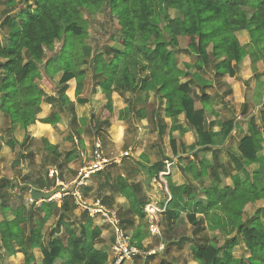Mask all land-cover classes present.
Listing matches in <instances>:
<instances>
[{
  "label": "trees",
  "instance_id": "obj_1",
  "mask_svg": "<svg viewBox=\"0 0 264 264\" xmlns=\"http://www.w3.org/2000/svg\"><path fill=\"white\" fill-rule=\"evenodd\" d=\"M15 1L24 5L17 7L11 18L13 25L15 20L18 21L19 32L12 33L4 46L0 44V115L6 121L3 132L10 134L15 125L25 130L37 122L51 126L60 123L61 112L73 111L66 95L67 82L75 79V95L82 94L86 78L82 66L89 68L95 87L106 99L97 118L100 122L94 130L110 125L113 93L136 96L135 100H127V112L142 120L145 110L137 108V104L142 95L144 101H148L149 95L153 94L164 106V118L170 120L169 135L176 131L184 134L189 129L195 135L190 149L212 153L211 162L196 161L194 154L185 170L194 181H201L203 176L209 178V187L201 191L205 203L183 204L185 197L188 202L193 201L197 192L187 184L176 186L168 181L171 200L163 217L173 224L185 214L187 222L194 227L193 236L185 237V240L197 264H264V206L256 209L248 219L243 218L249 206L264 200V156H260L264 137L259 126L254 119L249 120L247 133L238 140V154L229 155L230 161L222 167V173L219 172L221 165L217 151L231 138L237 122H219L217 132L210 130L206 116L208 113L216 115L210 107V96L197 92L190 82L180 81L189 75V81L198 85L200 81L205 85L197 78L201 79L200 73L206 72L212 61H215L214 73L225 74L228 79L239 75L241 63L246 58L250 61V71L257 74L262 69L259 62L264 64V0H35L33 8L30 0H9L8 4L13 8ZM101 5H105L107 18L116 23L113 34L108 36L109 41L118 43L122 50L103 45L88 59L81 53L72 52L73 42L87 36L84 15L91 16ZM169 11H174L175 16L171 17ZM239 35L246 37L245 43ZM181 42L185 45L184 53L195 59L193 64L184 62L185 71L172 59ZM60 43V51L55 53V45ZM48 52L52 55L48 56ZM57 73L61 76L57 86L53 87L44 76L53 77ZM258 75H262L261 72ZM38 82L49 85L55 95H47ZM196 103L202 107L197 108ZM42 104L50 105L52 110L45 118H39ZM261 109L258 120L264 125V106ZM180 116H183V125L178 122ZM162 125H157L160 133ZM7 142L12 150L17 145L12 139ZM42 144L55 162L61 157L46 140H42ZM170 144L176 156L175 140L170 139ZM70 156L71 153L67 154L65 163L71 161ZM22 159L24 155L19 153L16 164ZM164 161L146 165L147 174L156 177L163 170ZM247 167H254L250 174L244 170ZM129 176L121 173L112 177L103 170L90 178L97 182L96 199L103 204V191L109 193L108 200L112 203L116 197L127 200L128 207L125 210L119 208L118 218L123 230L124 225L130 228L131 243L144 251L142 241L149 236L143 212L146 201L138 195L140 186L129 182ZM226 178L231 180L230 185L224 184ZM23 180L26 184L29 178ZM10 186L11 182L6 178L0 181V201L5 197L4 189ZM33 187L43 190L52 186L42 177ZM22 189L28 190L27 186ZM89 191L91 188L86 192ZM154 192L162 207L163 192L156 186ZM74 209L69 196L60 198V205L48 201L37 205L31 203L28 209L21 206L14 213V219L0 222L4 248L12 251L10 242L15 241L24 255V264L34 261L32 249L41 251V264H55L64 257H67V264L107 263L108 254L95 248L101 229L93 225L85 212L79 217L74 216ZM121 212L125 219L121 218ZM197 214L207 220L216 219L213 225L220 230L223 243L214 238L201 245L197 238L201 220L196 218ZM52 218L56 220L53 237L44 242L42 230ZM135 219L137 226H134ZM239 246L245 255L236 257ZM159 264L167 263L160 260Z\"/></svg>",
  "mask_w": 264,
  "mask_h": 264
},
{
  "label": "rangeland",
  "instance_id": "obj_2",
  "mask_svg": "<svg viewBox=\"0 0 264 264\" xmlns=\"http://www.w3.org/2000/svg\"><path fill=\"white\" fill-rule=\"evenodd\" d=\"M9 0H0V44L2 46L5 45V42L7 41L6 38H8L12 33L19 32L20 25L16 22L14 25L12 22V17L17 12V7L21 6L20 8H23L24 5L21 4V1H15V5L12 6L8 4ZM34 1L30 0L31 7H34ZM16 9V10H15ZM25 10L27 9L24 8ZM10 10H12L10 13ZM169 14L171 17L175 16L174 11H169ZM84 27L87 31V36L82 41H74L73 42V49L72 52H78L81 54L87 55L88 59H90L97 50H99L103 45H107V47H111L114 49H117L119 51L122 50V47L114 42L109 41L110 35L113 34V30L116 28V23L111 22L109 18H107V11L105 8V5H101L97 11H92V15L89 16L87 14L84 15ZM242 39H244L243 35H239ZM239 38L241 44H243L242 39ZM72 47V46H71ZM61 48V43L55 45V53H58ZM184 42L180 44V49L177 50L173 54V62L180 68L185 71L184 62L185 60L188 61V63L193 64L195 59L192 56H188L184 53ZM48 56L52 55V53H47ZM250 62V61H249ZM248 62V59L246 58L245 61L241 63L240 66V73L238 76L232 79H228L227 75L225 74H215L214 73V64L215 61H212L208 67V70L206 72L200 73V78H197V80H202L205 85H202L200 81V85H198L193 80L189 81L190 76L187 75L186 77H183L180 79L181 82H190V85L197 91L201 93H206L210 96V107L216 115L212 116L211 113H208L206 116L209 129L214 131L218 129L219 122H223L226 120H235L236 128L232 133L231 138L225 142L222 149L217 151V159L218 164L221 165V168L218 169L219 172L222 173V167H224L228 162L230 161L229 155H237V144L239 138L244 134L247 133V123L249 120L254 119L256 124L259 126V131H261L263 137H264V125L259 124L258 120V114H260L261 108L264 106V64L261 62L259 72H261L262 75H258L259 72L254 73L250 71V63ZM82 70H85L86 72V78L84 79V89L82 94H86L90 100L94 103V108H92L91 119L88 121H85L84 126L87 128V134H85V138H76L77 144H75L73 136L70 133V142L73 144L74 149L79 148L85 155V159L87 161L90 160L94 144L96 141H98L101 146L104 153V157L109 160V165L104 170L108 171L112 177H115L120 174V170L118 167V164L120 166L122 165V172L121 173H135L134 177L131 178V181L138 183L140 186V192L138 195L143 198L145 201H147V195H149V192L154 188V185L158 187L159 190H161L165 195H168L167 188H168V181L170 173L163 177L164 184L157 182L156 178V184L149 178L145 166L147 164L152 165L160 160H168L169 163V169L172 170L173 174H180V182L178 183H185L187 186L193 188L195 190L196 195L195 197H203L204 194L203 191L204 188L209 187V178L207 176H203L201 181H195L191 178L190 174L185 171L187 168V162L189 159L192 158L194 154H196V161H199L200 159H204L207 162H211L212 160V153L211 151L206 150H191L192 142L195 141V135L193 131L187 130L185 133V136L183 138H179L178 135H176L178 138L175 140L176 150L182 151L183 157L180 156V158H172V147L170 144V139H172V135H169V127L171 123L168 119L164 118L163 116V110L164 106L162 102L157 101V98L153 95H149L148 101H143L141 104H137V108H143L145 110V118L142 120V122L137 118L136 115H129L127 112V108L124 110H121V117L124 115V139H123V145L119 148V150L115 149L114 146L111 144L110 139L111 136L107 133L108 129L103 127L102 130H94V128H97L99 124V118L103 107L105 106L106 101L102 98V94L100 92V89H95V85L91 79V72L87 66H82ZM255 74V75H254ZM61 73H57L53 77H50V75L44 76L46 80L49 81L51 86L55 87L57 86L58 79L60 77ZM260 77H256V76ZM41 88H43L44 91L47 93L53 92L52 88L48 85L43 84L42 82H38ZM70 84V83H68ZM55 89V88H54ZM68 91V88H67ZM99 93L98 97L99 99H94V94ZM114 94V93H113ZM112 94V95H113ZM123 101L115 102L114 106L112 104V109L115 110L114 115H118L119 112L117 111V108L121 107L123 103L127 105V100L134 98V96H131L129 94H125L121 96ZM148 99V100H149ZM115 107V108H114ZM197 108H201L202 106L199 103H196ZM93 117V118H92ZM111 119V118H110ZM182 118L178 119V122H181ZM163 124V128L161 133L157 130V125ZM6 127V123L3 122V120L0 118V133L3 132V130ZM83 127V126H82ZM102 128V127H100ZM92 130L91 131H88ZM191 131V132H189ZM101 132V133H100ZM67 136V135H66ZM24 138V137H23ZM22 138V140H23ZM30 137H25L22 141L23 143V150L27 153L30 152L29 156L26 157L27 159L21 160L19 164H16V161L18 160V154L17 151H11V152H0V178H5L8 180H17L20 184L22 183V180L24 177L28 176L29 180L26 184H29L30 186H33L35 181L42 180V177L44 178L45 172H48L51 169H55L59 174V169L56 168V165L59 163V160L56 162L54 161L53 157L49 155L48 152H43V144L41 141L33 142V140H29ZM79 140L84 142L87 140V146H84L79 143ZM1 148V144H0ZM262 151L260 153L261 155H264V142L262 145ZM130 149V150H129ZM7 150V149H6ZM126 151L128 153L127 155L129 157L125 159H121L119 153ZM131 152V155H130ZM180 153V152H179ZM111 156L113 158L117 156L118 160H111ZM126 156V155H125ZM174 160V161H172ZM62 162V161H60ZM166 161H164L165 164ZM180 164H178V163ZM172 163V164H171ZM80 160H78L77 165L78 168L80 167ZM117 164V165H115ZM64 167V165H62ZM254 167H247L244 170H246L247 173L250 174L252 171L251 169ZM26 169V173H23V170ZM73 169H69L65 172H62L58 180L62 182L64 185L69 184L77 172ZM130 174V173H129ZM222 175V174H221ZM24 176V177H23ZM241 177L244 178V175L241 174ZM53 180H50L49 183L52 186V189L56 188L53 187V184L56 185V182L53 183ZM201 182V183H200ZM224 184L230 185L231 180L229 178H226L223 180ZM97 183V182H96ZM96 183L90 178L86 184V187H80V191L85 194L86 197L95 198L98 196V193H90L86 192L88 188H96ZM61 186V185H60ZM18 189H21L19 186H17ZM15 194L17 193L16 190H14ZM27 192H24V194ZM101 195L105 198V204L107 208L110 210H116L119 212L120 205L124 206V203H121L120 198H115L113 203L108 200L109 193L106 191H103ZM198 197V198H199ZM57 198V199H55ZM62 198V197H61ZM51 200L54 202H57L55 200L60 201V195L54 196ZM101 201V200H100ZM123 202V201H122ZM264 206V200H258L251 206H249L243 214L244 219H248L252 216V214L256 211V209ZM75 207V206H74ZM158 210V209H157ZM82 213V211L79 209V207H76L73 210V215L76 217H79V215ZM120 214V213H119ZM162 214V213H161ZM73 217V216H72ZM125 214L121 212V218L125 219ZM182 218L173 224H169L167 220L163 219L160 226V231L158 236L149 237L150 241L149 244L146 245V249L140 251V255L135 256L131 263L129 264H143V262L147 264H159L160 259L158 258L159 254L162 256L170 255L173 247L175 245L184 246V253H185V261L186 258L190 259L191 254L189 252V244L188 241L185 240V237L187 236H193L194 234V227L187 222L186 217L181 216ZM146 218V216H145ZM200 221V232L197 234L198 240L201 242V245L206 244V241L217 238L220 243H223L224 238L220 233L219 229H215V225H213L214 222H216V219H204L203 217H199ZM51 220V219H50ZM148 222V221H147ZM55 223L54 218L51 220V224ZM48 226V225H47ZM50 226V225H49ZM48 227L45 230V234L48 232ZM101 228L105 229L103 225ZM125 233L127 236L131 238V230L127 226H125ZM178 241V243H176ZM110 243V241H108ZM112 244V242H111ZM146 244V243H145ZM163 244L164 248L159 250L160 245ZM237 252H235L236 257H240L244 254V250L241 246L236 249ZM183 253V254H184ZM245 255V254H244ZM112 254L108 256V259H110ZM147 259V260H145ZM179 258L174 259V261H169V264L176 263ZM127 264V263H126Z\"/></svg>",
  "mask_w": 264,
  "mask_h": 264
},
{
  "label": "crops",
  "instance_id": "obj_3",
  "mask_svg": "<svg viewBox=\"0 0 264 264\" xmlns=\"http://www.w3.org/2000/svg\"><path fill=\"white\" fill-rule=\"evenodd\" d=\"M243 37H244L243 41L245 43L246 42V37L244 35H243ZM83 56H85V54ZM86 57H87V55H86ZM185 61H187V60H185ZM75 82H76L75 79L71 80L70 82H67V83H70V84H68V91H66V95L69 98L70 102L72 103L73 111H71V112H69V111L61 112L60 113L61 121H60V123H58V124H56L54 126H51L49 124H42V123L37 122L35 125L29 126L25 130H22L19 127V125H15V126L12 127V129H11L12 131H11L10 134L6 135L4 132L0 133V144H1L0 152L5 153L7 151L9 153L11 151H17V154L21 153V154L24 155V159H27L26 157H30L29 156L30 152L27 153L26 151H22L23 150L22 149L23 148V146H22L23 142L22 141L24 140V138L25 137H30L29 138L30 141L31 140H33V142L41 141V143H42V140H46L50 145H52V146H54L56 148V150L61 155V157L58 159L59 163L56 165V168L60 170L59 174H57L58 172L55 169H51V171L49 170L48 172H45V174H43L44 175V179L47 180V182H49L50 180L54 179L53 183L56 182V185L53 184V187H55V186L56 187H65V188H67L66 189L67 191H69L70 188H74V190L79 191V193L81 194L82 198L88 204H91V203H93L95 201H99L101 204H103L100 201V199H96L95 196L93 198L86 197L85 194H83L80 191V187H75L73 185V182H74L76 174H75L73 180L67 185H64L63 183H61L62 180L61 181L58 180V176L62 177V176H60V174L62 172H65V171H67L69 169H72V170L73 169L75 170V168L78 169L77 162H78V160H80L79 155L80 154L84 155V153L79 148L74 149V146L70 142L71 140H70L69 137H70V134H71L73 136V139H75V137L76 138H81V139L85 138V134H87V128H86V126H84V124H85V121H88V120L91 119V115L92 114H90V113L93 111L92 108H94L93 101L90 100V98L86 94H81L79 96L75 95V89H76V83ZM83 89H84V87H83ZM45 93L47 95H50V96H54L55 95V91L50 92V93H47L45 91ZM94 97H95L94 99H99L98 98V97H100L99 93L96 92L94 94ZM102 98L106 101L104 95L102 96ZM79 99L85 100V102L82 103V102L79 101ZM132 99L135 100L136 96H134V98H132ZM141 99L142 100L139 102V104L143 103L144 95L141 96ZM111 100H112L113 106H114L115 102H118V101L124 102L122 97L118 93H114L111 96ZM150 100L151 99H149L148 102ZM125 108H127V105H125V103H123L121 107L117 108V111L119 112L118 115H114L115 114V110L113 109L112 117L109 120V124L110 125L107 127V129H108L107 133L111 136L110 142H111V144L114 146V148L116 150L117 149L119 150V148L123 145V139H124V127H123L124 123H123V120H124V115L121 117V110H124ZM51 111L52 110H51L50 105L42 104L41 105V113L39 115V118L47 117L51 113ZM130 114L132 115L131 112H129V115ZM0 118L3 120V122L6 123V121H5V119H4V117L2 115H0ZM179 118H182V121L179 122V123L181 125H183V116H180ZM139 120L142 122V119H139ZM169 122H170V120H169ZM187 130H189V129H187ZM88 131L93 132L92 130H89V129H88ZM217 131H218V129L214 130L213 132H217ZM189 132H191V131H189ZM67 133H70V134L68 135ZM185 133L184 134H180L179 132L176 131V132L172 133V139L173 140H177L178 137L179 138H183V136H185ZM245 134L246 133H244L242 136H244ZM176 135H178V137ZM22 138H23V140H22ZM8 139H12V140H14L17 143L16 147L13 150L8 146V142H7ZM194 142H192V144ZM79 143L84 145V146H87L88 142H87V140H85L84 142L79 140ZM192 144H190V145H192ZM43 152H45V153L48 152L44 148V145H43ZM179 152L177 151V155L176 156L171 152V154H172V158L171 159L180 158V156H182V157L184 156V155H182V151H179ZM69 153H71V156H70L71 161L69 163H65V157ZM127 154L128 153H126V151H124L122 153L120 152L118 156H120L121 159L123 160V159L129 157ZM130 155H131V152H130ZM262 156H264V155H262ZM24 159H22V160H24ZM110 159L113 161V160H118L119 158L117 159V156H115L114 158H113V156H111ZM60 161H62V162H60ZM165 161H168V160H165ZM172 161H174V160H172ZM59 165H61L60 168H58ZM62 165H64V167ZM115 165H117V164H115ZM147 165H149V164H147ZM118 167L121 168L120 164H118ZM25 171H26V169L23 170V173L27 172V171L26 172ZM120 171L122 172V168H121ZM171 171L172 170L169 171V173H170L169 181H171L176 186H180V185L185 184V183H181V184L178 183L177 181L180 182V180H181L180 179L181 175L180 174H179L180 176L178 174H173L172 175ZM129 173H126L127 175H130L129 176L130 177L129 178V182L135 183V182L131 181V178L134 177L135 173H131V172H129ZM26 177H28V176H26ZM26 177H24V178H26ZM5 178H0V181L4 180ZM149 178L151 179L150 176H149ZM154 178H153V181H154ZM6 180H8V179H6ZM9 181L11 182V186L10 187H6V189H4L3 193L5 194V197H4V199H2L0 201V222H2V221L10 222L12 219H14V213L21 206H23L25 209H28L30 207V205H31L29 191L30 190H37V189H35L33 187V186H35V183H34L33 186H30L29 184H25L24 180H22L21 184L17 180L16 181L15 180H9ZM151 181H152V179H151ZM135 184H138V183H135ZM17 186H19L21 189H18ZM24 186H27L28 190H23L22 188H24ZM86 186H87V184L85 186H81V187L84 188ZM155 186L156 185H154V188L149 192V195H147L148 199L146 201L145 206L147 204H156L155 207L158 209V212L156 213V216H154V217H156L155 224H156L157 230L159 232L162 220L163 219L166 220V218L163 217V216H164V211H165V209L167 207V204L171 200V195H170V192H169V190L167 188L168 195L163 194L164 204H163L162 207H160V205L158 204V201L156 199L155 192H154ZM51 189H52V187H48L47 189L38 190V191H47V190H51ZM14 190L17 191L16 194H15ZM24 192H27V193L24 194ZM89 192L90 193H95L96 192V188H94V187L91 188V191H89ZM199 192H201V191H199ZM61 197H64V196H61ZM198 197H195V199L193 201H190V202H188V199L185 197V199L183 200V204H185L186 202L188 204H192V205L195 204L196 202H200L201 204H204L205 203V197L204 196L202 198L201 197L198 198ZM117 198H120L121 203H124V206L120 205V208H122L123 210L127 209V207H128L127 200H125V199H123L121 197H117ZM52 201L53 200H51V202ZM72 201H73V199H72ZM46 202H48V201H46ZM56 203L58 205H60V201L57 200ZM34 204L37 205L39 203H34ZM104 206L107 208L106 205H104ZM76 207L77 206H75V208ZM79 209L82 211L81 208H79ZM187 211H189V210H187ZM82 213H84V212L82 211ZM181 216H185V214H181ZM181 216H180V219L182 218ZM195 216L198 219H199V217H203L204 218V216H202L201 214H197ZM180 219H178V220H180ZM55 222H56V220H55ZM137 224H138V222L135 219L134 226H137ZM47 225L48 226L50 225V226L48 228L47 234H45V230L47 229L45 227H48ZM93 225L97 226V227H99L101 229L100 240L95 245V248L97 250H103L104 252H106L108 254V256H110L112 254V244H111L112 240H111V236H110L109 232L107 231V228L105 226H104L105 229L101 228L102 226H98L100 224L98 222H95V221H93ZM54 227H55V223L51 224V220L44 225V228L42 230V236H43V241L44 242H47V241L52 239L53 235H51V234H52V230L54 229ZM148 233H149V226H148ZM131 236H132V232H131ZM149 237H154V236H152L149 233V236L142 241L143 249H146V245L149 244V241H150ZM190 237L191 236H187V238H190ZM108 241H110V243ZM176 243H178V241ZM10 245H11L10 248L12 249V251H7L4 248V246H3L2 242H1V236H0V264H24V260H25L24 259V255L21 253L19 247H17L15 241H11ZM184 249H185L184 246L175 245V247H173L170 255L162 256L161 254H159L158 258L160 260H165V263H167V264H169L168 263L169 261L170 262L174 261V259H176V258H179V259H178V261L176 263H173V264H197V262L193 261L192 257H190V259L186 258V261H185V259H184L185 258ZM189 252L191 254V250L190 249H189ZM32 254H33V257H34V261L32 263H30V264H41V260L43 258L41 251L39 249H32ZM145 260H147V259H145ZM67 261H68L67 257H64L63 260H57L55 262V264H67ZM129 263H131V262H129ZM129 263H127V264H129Z\"/></svg>",
  "mask_w": 264,
  "mask_h": 264
},
{
  "label": "built area",
  "instance_id": "obj_4",
  "mask_svg": "<svg viewBox=\"0 0 264 264\" xmlns=\"http://www.w3.org/2000/svg\"><path fill=\"white\" fill-rule=\"evenodd\" d=\"M75 144L77 140L74 139ZM80 167L75 173V179L73 185L75 187L85 186L86 182L90 177L96 172L103 171L109 165V160L104 157L101 144L96 141L94 148L90 157V160L85 159V155L80 154ZM169 163L165 162L164 168L155 177L157 182L164 184L163 177L169 174ZM154 178V182L156 184ZM65 192L61 196H70L73 199V204L82 209L83 212L87 214L89 219L98 222L99 224L105 226L109 232L112 240V256L107 260L105 264H125L132 261L135 256L140 255V250H138L132 243L131 238L126 235L121 225L120 218H118L117 211L110 210L106 208L99 201H95L91 204L85 202L79 191L68 192L65 187H62ZM57 199V198H55ZM57 201V200H56ZM31 202V201H30ZM156 204H147L143 208V212L146 215L149 233L152 236H158L159 232L155 224L156 213L158 212L155 207ZM164 245L161 244L159 250L163 249Z\"/></svg>",
  "mask_w": 264,
  "mask_h": 264
},
{
  "label": "water",
  "instance_id": "obj_5",
  "mask_svg": "<svg viewBox=\"0 0 264 264\" xmlns=\"http://www.w3.org/2000/svg\"><path fill=\"white\" fill-rule=\"evenodd\" d=\"M74 188H70L68 192H72ZM65 190L62 187H56L47 191L30 190L29 196L31 203H41L46 201H51V199L56 195H63Z\"/></svg>",
  "mask_w": 264,
  "mask_h": 264
}]
</instances>
